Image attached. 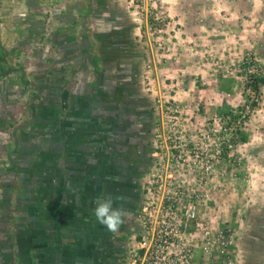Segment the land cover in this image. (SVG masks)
Returning a JSON list of instances; mask_svg holds the SVG:
<instances>
[{"label":"crops","instance_id":"crops-1","mask_svg":"<svg viewBox=\"0 0 264 264\" xmlns=\"http://www.w3.org/2000/svg\"><path fill=\"white\" fill-rule=\"evenodd\" d=\"M162 2L159 43L169 50L165 67L175 65L164 70V83L172 81L181 98L172 87L166 95L201 118L213 111L216 88L239 83L211 73L201 50L226 64L244 50L264 59V0ZM135 12L131 0H0V264H105L124 241L94 214L97 199L116 195L86 184L88 175L105 174V156L89 162L92 138L100 145L124 138L140 127L131 125L134 116L149 122L154 96L144 64H154L157 31ZM195 81L209 90H197L201 108L189 105ZM128 114L133 119L125 123ZM239 134L248 191L219 205L234 230L231 256L260 264L264 102ZM95 242L107 245L106 256L93 252Z\"/></svg>","mask_w":264,"mask_h":264},{"label":"built area","instance_id":"built-area-1","mask_svg":"<svg viewBox=\"0 0 264 264\" xmlns=\"http://www.w3.org/2000/svg\"><path fill=\"white\" fill-rule=\"evenodd\" d=\"M158 3L163 2L131 0V7L147 22ZM163 18L162 12L155 14L157 22ZM200 58L210 62L211 73L236 77L242 96L216 88L215 111L203 120L170 97L161 110L154 104L153 170L139 202L140 228L126 264H235L233 228L219 200L236 186V167L244 159L239 129L261 104L263 69L255 54L245 50L227 64L212 50H201Z\"/></svg>","mask_w":264,"mask_h":264},{"label":"flooded vegetation","instance_id":"flooded-vegetation-1","mask_svg":"<svg viewBox=\"0 0 264 264\" xmlns=\"http://www.w3.org/2000/svg\"><path fill=\"white\" fill-rule=\"evenodd\" d=\"M149 108L148 123L147 120L142 122V115L138 116L137 119L135 116L133 117L138 121L131 123V125L140 126L137 130H133V133L127 135L126 132L124 138L121 136L111 142L103 140L104 142L102 141L101 145L94 138L91 141L89 162H97L99 154L105 156V160H103L105 174L104 178L102 176L100 178L98 172L88 175L90 181L86 185H91L92 192L101 190L106 194L113 192L116 197H122L120 200L114 199V207L122 206L127 212L125 222L117 232H112V234L122 235L124 241L120 240L118 242V245L112 251L114 254L112 255L113 259L108 260L105 264H126L128 253L135 243L140 228L136 213L142 195L146 192L147 184L151 179L153 160L150 152L153 146V132L157 123V114L154 107L150 105ZM131 114L125 116V123L126 121L130 123L133 119ZM101 151L105 153L103 154ZM96 168L97 166L93 167V169ZM94 244L93 252L95 254L97 252L101 257L106 256L108 252L107 245L100 246L96 242Z\"/></svg>","mask_w":264,"mask_h":264},{"label":"rangeland","instance_id":"rangeland-1","mask_svg":"<svg viewBox=\"0 0 264 264\" xmlns=\"http://www.w3.org/2000/svg\"><path fill=\"white\" fill-rule=\"evenodd\" d=\"M166 5H167L166 2L164 4L158 3V5L156 6V8L155 9H152L150 11V17H148L147 22L151 23V26L154 28V31H157V29H160V27H161V24L159 22H157V20H155V18H154L155 17V14L159 15L161 13V11H163L167 15V13H166V7H165ZM131 6H132V4H131ZM133 11L135 12L134 9H133ZM260 29H258V30H260ZM160 33L161 32H158L157 31L155 34L153 33L154 35L152 36V38L154 39L153 42H152V49L154 51V53H153L154 64H153L152 67H149L148 69L145 68V64H144V69L147 72L146 75H145V78H146V83H148V84H145V86L148 87V88H150V90L153 91L154 98L152 100V103H153L152 106H154V104H155V106H156V104H159L160 105V110H161V106L164 105V102L167 101L166 98L169 97L167 95H170L169 93H167V92H169V88L172 87L171 90H173V89L175 90L176 88H175V86H172L173 85V82L172 81H170L169 83L168 82L164 83L166 79H170V77H166L163 74L164 70L173 69L175 67V65L170 63L169 64V68L165 67L166 66L165 65L166 58L163 56V54L166 51H169V50H168V47H167V50H163V48H162L163 44H160L159 43ZM263 60L264 59H260V61L258 60V62H259V64H261L262 69H263V72H264V61ZM145 62L148 63V60H146ZM171 62H173V59H172ZM184 64H188V63L185 62ZM196 74H199V73H196ZM200 80H201L200 82H202V79H200ZM263 80H264V73H263V75L259 79V87H260L261 94H262L261 104L264 102V81ZM188 81L192 82L190 79H187V80H185V83H187ZM198 83H199V81H198ZM198 83H197V81H195V83H194V85H195V91L189 90L187 88V84H186V89H188L189 92H194V94H193L194 97L191 100H189V105L192 108H195L197 106H198V108H201V106L204 104V101L203 100H199L198 99L199 96H198V93H197L198 91L197 90L203 89L206 92L209 91V90H207L205 88L204 85H201V84L199 85ZM232 86H234V88H239V83L236 86L234 84H232L229 88H224V90H226V91L229 90L231 93H233L235 95H238L239 94L238 92H240V88L238 89V92H237L236 90L234 91V89H232ZM174 90H173V94H174ZM178 91H180V90H178ZM210 94H211V91H210ZM175 95H177V94H174V96ZM177 96H179V95H177ZM157 98H159V99H157ZM173 101H174V103L177 106H179L180 104H184L183 103L184 101H181V102H177L175 100H173ZM200 101H202L201 105H200ZM196 104H199V105L196 106ZM213 109H214V107H213ZM213 111H215V109ZM213 111H210V112L208 111V114L212 113ZM208 114L202 116L201 118H197L196 117V119H198V120L202 119L203 120V119H205L207 117ZM197 122H199V121H197ZM241 168H243L244 174H242L240 176H236L237 177V180H236V188L234 187V189L232 191H230V192H237V194H242V192H244V190L247 189L245 192L248 191V187H249V184L247 182V169L248 168L246 167L245 164L242 163L240 167L239 166L236 167V175L239 172H241ZM240 187L243 188V191H242V189ZM239 188L241 189V191H239L240 190ZM252 188H253V186L251 185V189ZM251 193H253V192H251ZM222 209H224V208H222ZM233 232H234V230H233ZM236 259H237V261H236ZM236 259H235V264H248V262H245L244 263V261H243L244 259L243 260L242 259L240 260V257H238ZM253 264H259V262H254ZM260 264H264V260H262L260 262Z\"/></svg>","mask_w":264,"mask_h":264},{"label":"clouds","instance_id":"clouds-1","mask_svg":"<svg viewBox=\"0 0 264 264\" xmlns=\"http://www.w3.org/2000/svg\"><path fill=\"white\" fill-rule=\"evenodd\" d=\"M115 199L120 200L122 197H116ZM94 214L98 222L113 233L119 230L127 216V212L122 206L114 207V198L111 195L96 200Z\"/></svg>","mask_w":264,"mask_h":264},{"label":"trees","instance_id":"trees-1","mask_svg":"<svg viewBox=\"0 0 264 264\" xmlns=\"http://www.w3.org/2000/svg\"><path fill=\"white\" fill-rule=\"evenodd\" d=\"M222 113H230L228 110H220ZM231 114V113H230Z\"/></svg>","mask_w":264,"mask_h":264}]
</instances>
